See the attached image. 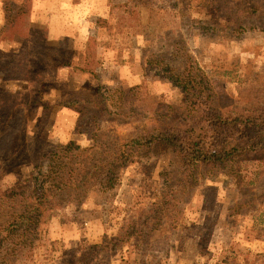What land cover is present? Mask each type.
Wrapping results in <instances>:
<instances>
[{
	"label": "rangeland",
	"instance_id": "rangeland-1",
	"mask_svg": "<svg viewBox=\"0 0 264 264\" xmlns=\"http://www.w3.org/2000/svg\"><path fill=\"white\" fill-rule=\"evenodd\" d=\"M11 3L16 13L0 33L2 188L34 175L45 153L71 140L87 147L90 155H100L104 147L115 154L117 144L149 128L167 104L182 102V90L164 70L184 67L186 52L218 94L254 98L264 89V22L243 29L227 19H219L215 26L195 23L191 19H206L208 10L196 6L195 0ZM161 53L164 62L157 64ZM72 59L93 74L58 67L59 61L73 65ZM132 86L134 98L126 95L117 103V88ZM98 90L105 99L96 94ZM63 97L84 100L60 104ZM15 125L18 132L13 137ZM120 153L129 154L128 147ZM260 165L264 169V161ZM257 167L256 163L243 171L246 185H255L249 179L255 178ZM178 169L177 158L163 146L128 161L121 183L110 195L93 188L81 208L69 204L44 216L32 250L18 264H76L79 251L92 258L94 251L87 247L110 239L91 264H224L232 259L251 263L264 255V200L259 199L254 210L236 211L242 205L236 165L229 175L202 178L177 209H169L175 214L166 213L163 225L152 216L151 225L159 229L149 235L151 243L129 237L130 221L150 211L162 190L168 192L167 176L161 174ZM258 191L259 187L254 189ZM142 229L147 232L149 227ZM123 237L130 239L123 242ZM160 237L166 245L155 240Z\"/></svg>",
	"mask_w": 264,
	"mask_h": 264
},
{
	"label": "trees",
	"instance_id": "trees-1",
	"mask_svg": "<svg viewBox=\"0 0 264 264\" xmlns=\"http://www.w3.org/2000/svg\"><path fill=\"white\" fill-rule=\"evenodd\" d=\"M2 1L4 30L16 10L11 0ZM195 1L196 6L208 9L206 19H191L195 23L202 21L204 24L215 26L219 19H227L243 29L264 22V0ZM184 54L187 61L186 63L184 61V67L175 72L173 68L167 66L169 63H165L167 68L164 70L170 72V79L182 90L184 95L182 102L167 104L157 113L149 128L125 140L122 145L117 144V154H110L108 148L104 147L100 155H90L87 153V147L71 140L53 146L48 154H44V159L35 165L36 173L24 178L17 186L5 189L0 185V264H18L22 256L32 250L44 216H49L53 211L69 204L80 206L83 200L86 201L88 192L93 188L103 195H110L121 183L126 163L146 157L156 146L169 149L177 158L179 169L161 174L167 176L168 192L162 190L150 211H145L134 221H130L127 227L129 237L134 235L133 238L140 243H151L152 239L149 235L159 229V226L151 225L152 216L158 218L156 220L158 225L166 223L167 221L164 220L166 213L173 211L171 215L175 214L173 209H177L183 196L186 197L194 191L202 178L218 173L229 175L233 172L234 165H236L238 189L241 193L238 201H242L241 207H237L236 211L258 208V200H264V169H259L264 161V89L259 90L254 98H239L227 93L218 94L204 71L192 61L193 57L188 52ZM160 55L163 56L161 60L152 61L157 64L164 62V54ZM84 59L89 58L84 57ZM72 62L73 65L71 61H59L58 67L72 66L93 74L90 68L81 66L80 69L74 65L73 59ZM134 89L135 86L117 88L119 96L117 103L120 104L126 95H132L131 98H134V93H131ZM100 92L98 90L96 94L101 100L105 99V94ZM38 99H35V104ZM83 100V97L70 99L63 97L60 104ZM86 102L94 101L87 99ZM27 103L29 105L30 101ZM12 130L14 133L17 125ZM17 132L11 133L13 137ZM123 146L128 147L129 154L120 153ZM8 156L13 157L15 154ZM117 161L120 163L117 164ZM256 163L258 167L254 171L255 178L249 179L255 185H246L243 171L250 170ZM257 187L259 191L254 192ZM171 208L173 209L169 211ZM175 221H170L172 228ZM146 226L149 230L143 232L142 228ZM163 238L155 240L163 246L166 245V242H162ZM129 239L123 237L122 241ZM111 240L88 246L87 249L94 251L91 253L92 258H88L90 253L79 251L76 264H91L90 261L98 259ZM258 256L251 263L248 259L244 263L232 259L224 264H263L264 255Z\"/></svg>",
	"mask_w": 264,
	"mask_h": 264
}]
</instances>
